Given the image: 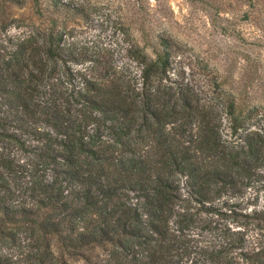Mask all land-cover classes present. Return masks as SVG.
Masks as SVG:
<instances>
[{
  "label": "trees",
  "instance_id": "16d2710c",
  "mask_svg": "<svg viewBox=\"0 0 264 264\" xmlns=\"http://www.w3.org/2000/svg\"><path fill=\"white\" fill-rule=\"evenodd\" d=\"M16 4L0 44V264H264V202L246 196L264 181L259 107L188 78L166 36L128 34L111 63L68 40L78 0Z\"/></svg>",
  "mask_w": 264,
  "mask_h": 264
},
{
  "label": "rangeland",
  "instance_id": "374dc122",
  "mask_svg": "<svg viewBox=\"0 0 264 264\" xmlns=\"http://www.w3.org/2000/svg\"><path fill=\"white\" fill-rule=\"evenodd\" d=\"M84 15L72 40L93 57L122 64L128 34L144 40L166 36L177 46L175 66L188 78L217 76L244 103L264 114V0H78ZM15 0H0V44L15 36ZM149 49V46L147 47ZM81 68V65H74ZM264 181L246 196L264 202Z\"/></svg>",
  "mask_w": 264,
  "mask_h": 264
}]
</instances>
